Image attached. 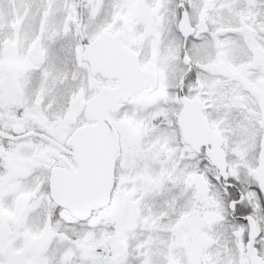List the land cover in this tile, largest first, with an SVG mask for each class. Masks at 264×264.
Returning a JSON list of instances; mask_svg holds the SVG:
<instances>
[{
	"label": "snow or ice",
	"instance_id": "1",
	"mask_svg": "<svg viewBox=\"0 0 264 264\" xmlns=\"http://www.w3.org/2000/svg\"><path fill=\"white\" fill-rule=\"evenodd\" d=\"M0 264H264V0H0Z\"/></svg>",
	"mask_w": 264,
	"mask_h": 264
}]
</instances>
